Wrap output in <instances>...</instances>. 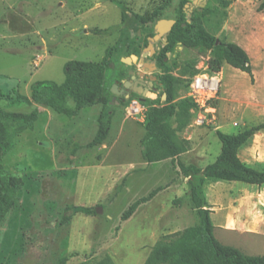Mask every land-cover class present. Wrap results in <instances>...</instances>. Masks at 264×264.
Listing matches in <instances>:
<instances>
[{
	"label": "rangeland",
	"instance_id": "rangeland-1",
	"mask_svg": "<svg viewBox=\"0 0 264 264\" xmlns=\"http://www.w3.org/2000/svg\"><path fill=\"white\" fill-rule=\"evenodd\" d=\"M181 1L173 0L164 18H176ZM192 1L182 4L187 12L190 8L201 11L209 0ZM263 1L228 0L227 7L216 3V12L202 17L204 30L247 50L253 70L251 77L224 64L216 75L221 80L212 101L216 111L207 115L205 124L196 123L197 109L193 108L189 114L171 118L179 139L191 136L189 142L194 145L211 143L207 158L196 157L201 147L189 155L191 162L202 167L214 162L221 151L217 129L234 134L264 123V10H259ZM160 2L0 0V88L5 92L17 88L30 95L35 81L63 83L68 61L101 62L109 47L119 44L121 48L106 70L108 105L101 99L70 118L44 105L0 100V108L9 111H40L34 128L18 134L2 160L18 180L19 190L0 223V264H58L62 257L67 258L66 264H160L155 247L199 222L186 182L162 190L166 182L177 179V164L160 163L153 146L147 150L152 158L144 157L145 122L129 116L127 100L120 101V94L112 91L122 90L127 80H117L122 58L130 56L134 48L140 51L134 54L141 56L145 41L156 34L155 24H142L140 17ZM193 12L188 13L189 18ZM115 24L122 28L113 34L93 32ZM162 42L156 40L154 45L161 50ZM210 54V50L179 45L167 53L166 70L188 80ZM123 63L133 71L147 67L141 62ZM156 74L160 77L164 71L160 68ZM157 87L147 104L169 103L167 93ZM185 94L180 85L169 104H176ZM108 113V137L100 145H91L100 117L107 118ZM248 144L257 145L250 164L264 169V131ZM205 191L216 210L212 214L216 237L246 254L263 255L264 186L210 181ZM150 195L151 200L137 206L125 220L130 207ZM224 217L228 230L221 227Z\"/></svg>",
	"mask_w": 264,
	"mask_h": 264
},
{
	"label": "trees",
	"instance_id": "trees-1",
	"mask_svg": "<svg viewBox=\"0 0 264 264\" xmlns=\"http://www.w3.org/2000/svg\"><path fill=\"white\" fill-rule=\"evenodd\" d=\"M186 2L188 0L181 1L176 17L177 23L169 33L168 42L158 56V64L164 71V74L159 77V86L167 93L166 102L169 103L173 99L174 90L183 85L187 91L191 82V78L182 81L166 70L168 68L165 60L167 53L175 51L179 45L210 50L208 63L212 73L220 72L224 64L228 63L253 77L251 58L247 50L236 42L217 38L204 30L201 25L202 17L216 12V3L227 7L228 0H209L201 11L197 9L192 11L190 18L189 12L182 6ZM172 5L173 0H161L152 10L146 11L140 17V22L145 25L156 24L158 20L164 18ZM259 10H264V1L260 4ZM122 20H125V15ZM121 28V24H115L108 28H95L93 32L113 34ZM147 43L148 40L145 41V44ZM120 49L119 44L109 47L101 62L79 59L68 61L65 64L66 79L63 83L53 80L35 81L31 85L30 95L21 93L17 88L9 92L0 88V100H17L30 105L34 103L44 105L70 118H75L83 108L94 106L101 99H104V103L108 105L110 98L105 91L106 70ZM139 52V48H134L131 54H139ZM129 70L130 68L121 62L117 80L129 78ZM196 72L197 70L193 73ZM134 96L139 97L138 94ZM212 101L213 99L209 102L211 105H213ZM169 103L149 104L145 120L146 133L142 139L143 154L147 160L152 158L147 151L152 146L159 157L156 160L174 158L190 148L189 140L179 139L170 121L175 115L189 114L192 108L196 110L197 105L189 97L181 98L176 104ZM39 115V110L31 113H17L0 108V223L14 205L19 190L18 180L5 169L2 160L14 147L16 136L27 129H33ZM110 129L111 114L108 113L107 118L100 117L99 130L91 145L104 143ZM261 131H264V123L247 127L234 134L217 129L216 134L221 140L222 147L214 162L205 167L195 163L179 162L182 174L188 178L190 198L199 222L175 232L168 243L155 247L154 252L160 264H264V254H246L236 246L223 244L216 237L211 205L205 191V186L210 181H242L264 186V169L246 163L239 155L240 150ZM151 195L137 200L125 215V220L130 218L137 206L149 201ZM66 263V257H62L58 262V264Z\"/></svg>",
	"mask_w": 264,
	"mask_h": 264
},
{
	"label": "built area",
	"instance_id": "built-area-1",
	"mask_svg": "<svg viewBox=\"0 0 264 264\" xmlns=\"http://www.w3.org/2000/svg\"><path fill=\"white\" fill-rule=\"evenodd\" d=\"M218 74L219 72L212 73L208 60H204L198 65V71L191 78L185 97L191 98L197 105L196 123L198 125L205 124L207 115L216 111L215 106L209 102L216 97L219 91L221 80L216 76ZM127 102L125 107L127 114L140 122H145L149 104L137 96H131Z\"/></svg>",
	"mask_w": 264,
	"mask_h": 264
},
{
	"label": "water",
	"instance_id": "water-1",
	"mask_svg": "<svg viewBox=\"0 0 264 264\" xmlns=\"http://www.w3.org/2000/svg\"><path fill=\"white\" fill-rule=\"evenodd\" d=\"M192 1V0H190ZM206 1V0H203ZM176 20L172 18H162L158 20V22L155 25L156 28V34L154 36L149 37V44L146 48H144V51L142 52V55L139 56L137 54H131L130 56H126L122 58V61L128 64H133L134 62H141L142 64L146 66H151V68L157 69L156 65L154 63H149L146 58L150 53H154L156 51V48L154 47V42L161 37H163L165 40L168 39V34L172 30L173 26L175 25ZM217 43H219V40H217ZM130 74L132 75V80H126L124 81V85L127 87V90L132 89L135 93L140 95V99L142 101H146V99L151 95L152 93H155L157 91L156 87H153L154 83L152 82L150 84V87L145 86L141 81L136 79V73L135 71L131 70ZM115 87H118V83L115 84ZM112 91L115 94H120L119 91L116 88H112Z\"/></svg>",
	"mask_w": 264,
	"mask_h": 264
},
{
	"label": "crops",
	"instance_id": "crops-1",
	"mask_svg": "<svg viewBox=\"0 0 264 264\" xmlns=\"http://www.w3.org/2000/svg\"><path fill=\"white\" fill-rule=\"evenodd\" d=\"M187 140H189L190 141V139H191V136H189V137H187L186 138ZM201 147V150L198 152L199 154H197V158H198V160H201V159H204V158H207L209 155H210V153H211V150H210V148H212L211 147V143H206V144H203V145H194V144H192L191 142H190V148L186 151V152H183V153H181L180 155H178V156H176V157H174V158H166V159H163V160H161V162L160 163H163L164 161H171L172 163H173V165H174V163H176L177 164V171H181V169H180V166H179V162L181 161V162H183V163H185V164H192L193 162H191V159H190V154L191 153H193L194 151H196L197 149L199 150V148ZM256 147H257V145L256 144H247V145H245L241 150H240V153H239V155H240V157H241V159L243 160V161H245L246 163H248V164H250V161H252L251 160V158H249L250 156H255L256 154ZM208 153V154H207ZM195 164H198V163H196V162H194ZM199 165V164H198ZM250 165H252V164H250ZM200 166V165H199ZM252 166H254V165H252ZM202 167V166H201ZM179 172H177V175H178V177H177V179H172L171 181L172 182H170V183H168V182H166L165 183V186L162 188V190L163 189H170V188H177V187H179L180 186V184L184 181V182H186L187 183V180H188V178L187 177H185L183 174H182V172L181 173H179ZM208 183H210V182H208ZM217 183V182H216ZM215 183V184H216ZM213 185V184H212ZM189 194V193H188ZM187 194V195H188ZM257 194L259 195L260 193H259V191L257 192ZM151 200V199H150ZM209 200V199H208ZM176 201H177V203L179 204H181V200H180V198H177L176 199ZM148 202V201H147ZM146 203V202H145ZM209 203H210V205H212V203L210 202V200H209ZM215 209V207H213V206H211V210H212V212H211V216H212V214L213 213H215V211L216 210H214ZM221 227L224 229V230H228V225L226 224V218L224 217V220L222 221V224H221ZM182 230V229H181Z\"/></svg>",
	"mask_w": 264,
	"mask_h": 264
},
{
	"label": "flooded vegetation",
	"instance_id": "flooded-vegetation-1",
	"mask_svg": "<svg viewBox=\"0 0 264 264\" xmlns=\"http://www.w3.org/2000/svg\"><path fill=\"white\" fill-rule=\"evenodd\" d=\"M194 1H190V0H188V3H193ZM202 2H203V0H202ZM201 5H202V3H201ZM194 10V8H190L189 10H188V12H192ZM172 19H175L176 20V23H177V18H172ZM175 23V24H176ZM156 25V24H155ZM183 25H185V24H183ZM174 27V26H173ZM173 29V28H172ZM171 32V31H170ZM169 35V34H168ZM149 37H151V36H149ZM149 37H148V40H149ZM160 39H162L163 40V42H162V49H163V47L165 46V44L168 42V39L167 40H165L163 37H161ZM159 40V39H158ZM149 42H150V40L148 41V43H147V45H146V47L148 46V44H149ZM156 42V41H155ZM182 46V45H181ZM145 47V48H146ZM154 47L156 48V51L154 52V53H150L149 55H148V57L146 58V60L149 62V63H154L155 65H156V67H157V69L156 70H153V71H151L150 72V67H145L146 69H144V70H141V69H138V70H135V73H136V79L137 80H139V81H141L145 86H148V87H150V84L153 82L154 83V85H153V87H156L157 88V90H158V87L157 86H159V76L156 74V72H158L159 70H160V66H159V62H158V56L160 55V53H161V51H162V49L161 50H159V48L157 47V46H155L154 45ZM159 50V51H158ZM144 51V50H143ZM142 55V54H141ZM167 58H165V60H166ZM151 61V62H150ZM146 66V65H145ZM130 71L131 70H129V73H130ZM126 79V78H125ZM122 80H124V79H122ZM127 80H132V75L130 74V77L129 78H127ZM126 81V80H125ZM133 82H134V80H132ZM123 85H124V82H123ZM160 87V86H159ZM119 93H120V98H121V100L120 101H123V100H127L128 98H130L131 97V95H133V94H137V93H135L134 92V90L132 89V87L130 88V90H127V87L124 85V87L122 88V90H120L119 91ZM139 95V94H138ZM122 96H125V98H123ZM139 97H140V95H139ZM119 102V101H118Z\"/></svg>",
	"mask_w": 264,
	"mask_h": 264
},
{
	"label": "bare ground",
	"instance_id": "bare-ground-1",
	"mask_svg": "<svg viewBox=\"0 0 264 264\" xmlns=\"http://www.w3.org/2000/svg\"><path fill=\"white\" fill-rule=\"evenodd\" d=\"M153 94V96L155 95L154 93H152Z\"/></svg>",
	"mask_w": 264,
	"mask_h": 264
}]
</instances>
